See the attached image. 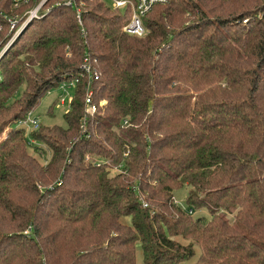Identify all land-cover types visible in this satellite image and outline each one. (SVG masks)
Returning a JSON list of instances; mask_svg holds the SVG:
<instances>
[{
    "label": "trees",
    "instance_id": "obj_1",
    "mask_svg": "<svg viewBox=\"0 0 264 264\" xmlns=\"http://www.w3.org/2000/svg\"><path fill=\"white\" fill-rule=\"evenodd\" d=\"M63 2L8 45L37 0H0V264H264V0H168L143 36ZM74 79L64 126H16Z\"/></svg>",
    "mask_w": 264,
    "mask_h": 264
},
{
    "label": "built area",
    "instance_id": "obj_2",
    "mask_svg": "<svg viewBox=\"0 0 264 264\" xmlns=\"http://www.w3.org/2000/svg\"><path fill=\"white\" fill-rule=\"evenodd\" d=\"M17 3L22 2L26 3L30 0H15ZM46 0H41L36 6L33 7L32 10L28 11L26 14V18L24 20L25 26L33 19L38 18L40 15V11L43 9V4ZM112 8H124L129 6L131 10L130 19L124 25L123 30L128 34L136 35V36H143L146 33V29L142 23L143 16L149 12L154 5L156 4H165L168 0H103ZM65 5H71L72 0H64L63 2ZM77 19L79 24H81V20L79 17V12L77 14ZM83 68L86 72H90V67L87 64V58L84 59ZM77 79L72 80L71 82H62L58 85V88L62 91L61 96L59 97V101L61 104L65 103V100L69 97L68 89L71 86L75 87ZM72 98V97H71ZM85 111L87 114H93L96 111L95 105L92 103L91 100V92H87L85 101ZM40 125L39 116L34 114L33 111H29L24 119H20L17 122V126L25 129L27 133L35 130ZM30 142H33L30 140ZM86 160H90L89 156L85 157ZM95 164L99 165L100 162L97 160L93 161ZM146 206V204H144Z\"/></svg>",
    "mask_w": 264,
    "mask_h": 264
},
{
    "label": "rangeland",
    "instance_id": "obj_3",
    "mask_svg": "<svg viewBox=\"0 0 264 264\" xmlns=\"http://www.w3.org/2000/svg\"><path fill=\"white\" fill-rule=\"evenodd\" d=\"M40 1L41 0H37V3L35 5H33L32 7H30L26 11L25 18H26V14L28 13V11L32 10L33 7L36 6ZM45 2L43 4V6H44V10L46 9L45 11H47L48 10L47 8L49 6H45ZM57 3H61V1L57 2ZM24 20L25 19H23L21 22L20 21L17 22L14 18H10L9 19V21L11 23L10 27H9V30L11 32V37H10L8 45H10V41L14 40L19 35L21 30L25 27ZM68 92H69V97L65 100L64 104H61L60 101H59V97L61 96L62 91L57 86L51 88L49 90V92L46 93L40 99L39 104L36 106L35 109H33V112H34V114L39 116V120H40L41 124H43V125H54L55 124V125H62V126L65 125V122H64V119H63V115L68 110V107H69V102H70L72 94H73V87L72 86H71L70 89H68ZM104 103H105L104 101H101L100 105H103ZM51 108H52V110H50ZM16 126H17V123H16ZM5 135H6V131L3 132L0 135V140L3 139L5 137ZM29 151L31 153L33 152L30 149H29ZM34 154H36V153H34ZM38 154H39V156L37 154L35 156L38 157V159L40 161L42 160L41 161V163H42L43 160H44V155H42L40 153V151H39ZM48 157H49V155H48ZM48 157H47V159H48ZM113 172H114V169H113ZM188 190H189V188L187 186H183L181 188L176 189L173 192V196H174L175 201L182 208H186L187 207V205H186V197H187V194H188ZM200 214L207 215V211L201 210ZM227 217H228L229 220L232 221V217L230 215L227 216ZM135 253H136L135 255H136L137 264H143L142 251H141V247H140L139 243H137ZM197 253L198 252H196V255L191 260L183 262V263H180V264H189V263L193 262L196 259V257L198 256Z\"/></svg>",
    "mask_w": 264,
    "mask_h": 264
}]
</instances>
